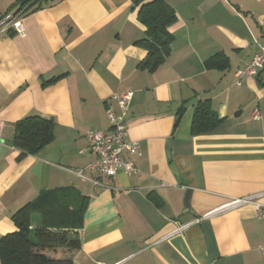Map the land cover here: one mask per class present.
<instances>
[{"label": "crops", "instance_id": "obj_1", "mask_svg": "<svg viewBox=\"0 0 264 264\" xmlns=\"http://www.w3.org/2000/svg\"><path fill=\"white\" fill-rule=\"evenodd\" d=\"M17 1L0 0V18ZM166 1L173 39L153 71L139 67L145 28L131 0H30L40 8L25 14V34L0 35V238L17 231L11 216L21 207L70 190L88 199L72 264H264L255 206H264V69L235 85L264 46V0ZM125 91L139 173L102 177L86 170L94 158L85 133L110 130L106 108L118 113L113 96ZM204 101L220 123L193 136ZM29 116L54 124L36 155L13 146L16 123Z\"/></svg>", "mask_w": 264, "mask_h": 264}, {"label": "trees", "instance_id": "obj_2", "mask_svg": "<svg viewBox=\"0 0 264 264\" xmlns=\"http://www.w3.org/2000/svg\"><path fill=\"white\" fill-rule=\"evenodd\" d=\"M29 1L18 0L15 6L25 7V14L40 8L39 1L36 6L35 3L27 6ZM131 4L138 10V20L145 28L144 38L135 43L146 51L139 67L153 71L169 54L173 39L170 28L176 21V14L166 0H131ZM219 123L209 102H201L194 110L191 135L209 133ZM53 139L51 120L29 116L16 123L13 146L22 155H36ZM87 202L86 197L76 192L57 190L44 193L21 207L11 216L17 231L0 238L1 264H72L73 254L80 247L77 231L82 228ZM33 215L39 217L35 228H31Z\"/></svg>", "mask_w": 264, "mask_h": 264}, {"label": "built area", "instance_id": "obj_3", "mask_svg": "<svg viewBox=\"0 0 264 264\" xmlns=\"http://www.w3.org/2000/svg\"><path fill=\"white\" fill-rule=\"evenodd\" d=\"M25 7L11 12L0 18V35L13 32L17 35H24L25 28L23 20L25 17ZM258 24L264 28V17H261ZM264 69V46L255 53L250 61L235 73V85L240 86L244 77H255ZM132 93L125 91L113 96L119 112L116 113L111 106L106 108V119L110 126L108 132L105 131H87V151L93 156L94 160L86 167L88 171H97L100 176L115 178L118 173L126 176L137 175L139 173L136 161L141 157V149L137 142L127 140V124L125 116ZM252 118L259 119L257 109L253 110ZM0 123V129H1ZM127 157V158H124ZM80 175V174H79ZM94 185H98L97 180H93ZM254 197H247L237 201H232L226 205L231 208L236 205L252 203ZM257 217L264 222V206L255 204ZM264 255V245L259 249Z\"/></svg>", "mask_w": 264, "mask_h": 264}, {"label": "water", "instance_id": "obj_4", "mask_svg": "<svg viewBox=\"0 0 264 264\" xmlns=\"http://www.w3.org/2000/svg\"><path fill=\"white\" fill-rule=\"evenodd\" d=\"M169 145H170V141L167 143V155H169ZM172 173H174L177 176V171L175 170V168L173 166L170 167ZM190 191L187 190L185 192V197H184V207L187 208L188 207V197H189Z\"/></svg>", "mask_w": 264, "mask_h": 264}]
</instances>
